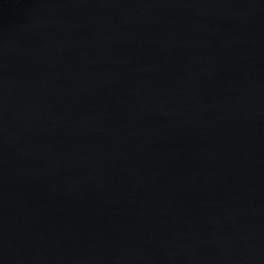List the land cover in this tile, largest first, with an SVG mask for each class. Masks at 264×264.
Returning <instances> with one entry per match:
<instances>
[{"label":"water","instance_id":"95a60500","mask_svg":"<svg viewBox=\"0 0 264 264\" xmlns=\"http://www.w3.org/2000/svg\"><path fill=\"white\" fill-rule=\"evenodd\" d=\"M0 264H264V0H0Z\"/></svg>","mask_w":264,"mask_h":264}]
</instances>
